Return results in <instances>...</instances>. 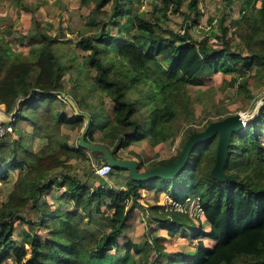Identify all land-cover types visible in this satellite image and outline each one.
<instances>
[{"label":"trees","instance_id":"trees-1","mask_svg":"<svg viewBox=\"0 0 264 264\" xmlns=\"http://www.w3.org/2000/svg\"><path fill=\"white\" fill-rule=\"evenodd\" d=\"M135 1L81 0L83 7L92 8L89 25L98 30L81 37L79 47L87 54L83 63L77 62L76 55L58 54L60 41L39 30L38 8L25 0L14 1L34 17L36 29L30 36L39 39L33 37L29 53L23 54L0 38V106L12 115L17 101L25 98L15 119L3 124L14 135L0 138V183L19 173L12 201L0 210V264H138L139 257L144 264L161 260L173 264L178 254L163 243L180 230L186 235L194 230L193 240L205 237L215 243L211 248L200 241L186 264H264V108L250 126L232 137L225 173L235 183L212 177L219 136L197 146L184 170L170 181L141 184L129 176L122 191L102 179L93 187L71 175L52 176L60 168L71 170V160L85 158L87 150L79 143L73 146L64 133L67 129L83 132L85 115L91 118L86 142L108 148L118 160H128L122 152L133 143L147 141L157 148L176 141L175 123L180 117L188 121L195 117L190 88L203 86L204 75L233 76L229 85L238 86L242 93L249 92L247 74H235L254 70L256 78H264V0H243L239 19L226 24L223 18L219 32H211L203 42L164 28L171 15L183 13L185 3L197 25L201 0H153L149 13H136ZM223 1L227 7L234 4V0ZM102 13L107 21L99 22ZM242 28L248 29L241 36L247 41V54L234 49L230 37L232 29ZM212 40L220 48H214ZM64 96L75 103L80 115ZM248 99L254 96L249 94ZM144 109L146 117L141 113ZM197 132L191 131L183 148ZM91 153L98 155L97 162L106 163L102 154ZM181 153L152 166L138 154L135 157L139 169L149 166V171L175 164ZM121 171L114 169L111 177ZM54 189L63 190L62 195L53 198ZM143 189L154 194V205L142 204ZM166 198L170 205L165 204ZM194 202L203 220L190 216ZM27 206L38 215L37 224L21 216ZM179 206L185 211L177 210ZM139 210L151 213L150 223L159 225L166 236H154L151 226L145 243L128 239L121 246L129 219ZM16 220L31 229L19 241L15 240ZM98 226L102 230L96 233ZM43 229L46 238L37 235Z\"/></svg>","mask_w":264,"mask_h":264},{"label":"rangeland","instance_id":"rangeland-1","mask_svg":"<svg viewBox=\"0 0 264 264\" xmlns=\"http://www.w3.org/2000/svg\"><path fill=\"white\" fill-rule=\"evenodd\" d=\"M15 0H0V38H3L9 42L13 50L23 54H28L32 47V42L37 38L36 36H30L36 29L34 25V17L30 13L21 11L15 4ZM153 0H136L134 10L136 13H149L153 10ZM243 0H234V4L231 7H227L223 0H201V20L195 25L192 21V15L187 8V3L183 8V13L178 15H171L170 20L164 25L165 30L173 31L176 34L183 35L188 33L191 35L194 41L203 42L206 38H210L211 32H219L218 23L226 18V24H229L232 19H239V9ZM25 2L31 4L35 8H38L36 18L40 23L39 30L47 32L53 38H57L60 41L58 45V54L61 57H70L76 55L78 63H83L84 57L87 54L82 51L79 47V42L82 35L90 36L91 34H97L98 30L91 28V11L92 8H85L81 5V0H25ZM110 11V8L106 9V12ZM99 15L98 21H107L106 15ZM213 20V23L210 21ZM124 22V21H123ZM62 30V31H61ZM113 30V29H112ZM245 28L232 29L230 37L232 38V47L244 54H247V41L241 36L246 32ZM117 31L114 30V33ZM251 32V31H250ZM252 33V32H251ZM34 37V38H33ZM247 37V36H243ZM214 48H220L219 43L216 40H212L210 43ZM258 49H263L262 46H258ZM247 74V75H246ZM74 78L78 74H73ZM246 75L245 80L249 82L248 93L239 92L238 86L231 87L229 82L233 76L224 75L222 73H208L204 75L202 80L204 85L201 87L190 88V95L194 102V113L195 117L191 120H186L184 117L175 123L174 127L177 132V138L175 142H169L162 144L157 148H152L149 142H136L133 143L127 150L122 152V156L125 159L133 160L139 163V157L144 160L149 166L154 163L167 160L172 156H176L183 150V145L187 140L192 130L199 132L205 131L207 125L210 122L222 121L231 116H242L247 127L255 121L264 108V78L260 79L255 77L254 70L248 72H242L235 74L236 77ZM91 76H95V72L91 71ZM244 78H241L242 81ZM68 85L67 87H69ZM252 94L254 99H248V95ZM61 99V98H60ZM65 99V98H64ZM63 101V98L61 99ZM64 102V101H63ZM76 106V105H75ZM77 108V106H76ZM2 111H6L5 106H0ZM144 117L147 116L146 109L141 111ZM9 122L0 111V124ZM25 128L32 132L29 125H25ZM65 134L70 135L71 144L77 146L80 139L82 130L71 131L67 129L64 131ZM12 133L9 136H13ZM264 141V139H263ZM39 146H37L38 148ZM92 151L87 150L84 159L75 158L71 160L73 168L71 170H63L62 168L55 170L52 176H67L71 175L80 180L87 181L90 186L96 187L97 183H101V178L97 174L98 168L104 163L97 162ZM139 155L136 158V155ZM149 166H144L142 172H146ZM18 172L12 173V180L8 183H0V210L2 207L9 203L15 184L18 180ZM120 175V176H119ZM121 175L129 176L127 172H118L115 177H109V185L115 186L116 183L120 182ZM126 188L123 189L125 191ZM146 189L142 190L143 200L142 204L146 206H152L155 204L153 193L146 192ZM63 190L57 191L54 189L51 193L53 198H58L62 195ZM148 193L146 198L144 194ZM146 199L148 201H146ZM169 203L171 200L168 199ZM12 201V200H11ZM167 204V203H166ZM179 211H185L184 207H177ZM23 216L30 222L38 223V215L34 213L30 206L25 207L23 210ZM190 216L193 220L203 217L199 209H197V203L194 202L191 205ZM150 214L147 211H135L127 224V231L125 233V240H120V245L123 246L125 241L128 239L135 243H145L147 241L146 231L151 230V234L158 237L166 236V232L161 230L159 225H153L150 223ZM15 225V240H20L22 235L31 234V229L27 225H22L20 220H16ZM95 230L99 233L101 229L98 226ZM156 230V231H155ZM195 231L189 230L188 234H184L183 230L179 231L177 237L171 239L169 242H165L169 252H177L178 255L174 257L173 264H186L190 262V259L196 254L197 244L202 241L208 247H214L213 242L203 237L200 240H193ZM37 235L42 238L48 236L47 232L43 229L40 230ZM151 259H155L154 251L152 250ZM146 259V258H145ZM138 264H144V258H137ZM6 264H14L12 261H8ZM160 264H168L167 260H161Z\"/></svg>","mask_w":264,"mask_h":264},{"label":"water","instance_id":"water-1","mask_svg":"<svg viewBox=\"0 0 264 264\" xmlns=\"http://www.w3.org/2000/svg\"><path fill=\"white\" fill-rule=\"evenodd\" d=\"M24 99L25 98H20L17 101L14 114L9 115L6 111L4 112L0 109L1 113L9 119V121L14 120L19 111V104ZM85 118L87 119V124L82 132L79 142L80 147L102 154L106 163L111 165L114 169L129 172L133 182L144 184L158 179L165 181L173 180L187 166L193 150L199 145L210 142L216 136H219V142L217 160L212 171V177L222 182H236L232 176L225 173V167L228 161V154L233 135L247 128L242 116H231L222 121L214 122L210 124L205 131L192 134L186 142L182 153L175 164L166 167H157L146 172H142V170L139 169V164L133 160H118L113 156L112 152L108 148L87 143L86 137L89 133L91 118L86 115Z\"/></svg>","mask_w":264,"mask_h":264},{"label":"built area","instance_id":"built-area-1","mask_svg":"<svg viewBox=\"0 0 264 264\" xmlns=\"http://www.w3.org/2000/svg\"><path fill=\"white\" fill-rule=\"evenodd\" d=\"M12 133L13 129L11 127H5L3 124H0V138L11 135ZM113 170L114 168L111 165L105 163L98 168L97 174L102 180H107L111 176Z\"/></svg>","mask_w":264,"mask_h":264},{"label":"crops","instance_id":"crops-1","mask_svg":"<svg viewBox=\"0 0 264 264\" xmlns=\"http://www.w3.org/2000/svg\"><path fill=\"white\" fill-rule=\"evenodd\" d=\"M64 98H66L67 100H68V102L71 104V106H73V108L75 109V111H76V113L78 114V115H80V113H79V111H78V108H76V106H75V103L74 102H72L71 100H69L67 97H65L64 96ZM25 125H28V124H24L23 125V128L25 129V130H27L26 128H25ZM30 127V126H29ZM28 132H29V130H27ZM80 142V141H79ZM122 173L123 172H127V171H121ZM128 174H129V172H127ZM120 176V175H119ZM129 176H130V174H129ZM129 176L127 177V176H122L121 175V177L120 178H118V179H120V182H118V183H116V185L115 186H113V185H109V183H108V181H106V180H104V181H106L107 183H108V185H109V187H111V188H120L122 191H123V189L125 188L124 186H125V184L127 183V180H128V178H129ZM100 185V183H97V186H99ZM96 186V187H97ZM126 190V189H125ZM146 192H149V191H146ZM148 195V193L147 194H144V196L146 197V198H150V197H148L147 196ZM153 197H154V194H153ZM146 201H148L147 199H146ZM169 200H168V198H166L165 200H164V202H165V204L167 203V205H170V203L168 202Z\"/></svg>","mask_w":264,"mask_h":264}]
</instances>
